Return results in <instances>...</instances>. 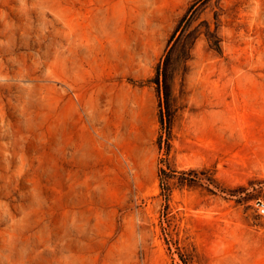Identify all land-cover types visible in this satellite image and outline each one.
I'll return each instance as SVG.
<instances>
[{
    "label": "rangeland",
    "instance_id": "obj_1",
    "mask_svg": "<svg viewBox=\"0 0 264 264\" xmlns=\"http://www.w3.org/2000/svg\"><path fill=\"white\" fill-rule=\"evenodd\" d=\"M195 1L0 0V264H264V0L141 83Z\"/></svg>",
    "mask_w": 264,
    "mask_h": 264
},
{
    "label": "trees",
    "instance_id": "obj_2",
    "mask_svg": "<svg viewBox=\"0 0 264 264\" xmlns=\"http://www.w3.org/2000/svg\"><path fill=\"white\" fill-rule=\"evenodd\" d=\"M211 1L196 0L189 6L171 33L164 55L156 66L155 74L148 80L141 81V83L148 82L154 84L156 87L160 98L161 109L159 119L162 126L166 124L169 126L172 125L173 112L171 109V100L175 73L180 65L190 58L192 48L202 33L204 25L208 38L217 49H221L215 32L210 28V24L205 20L198 22L204 9ZM170 135L171 132L169 131V138ZM161 173H163V170H161Z\"/></svg>",
    "mask_w": 264,
    "mask_h": 264
},
{
    "label": "built area",
    "instance_id": "obj_3",
    "mask_svg": "<svg viewBox=\"0 0 264 264\" xmlns=\"http://www.w3.org/2000/svg\"><path fill=\"white\" fill-rule=\"evenodd\" d=\"M254 206H255L256 210L258 211V213L264 216V201L257 199L254 202Z\"/></svg>",
    "mask_w": 264,
    "mask_h": 264
}]
</instances>
